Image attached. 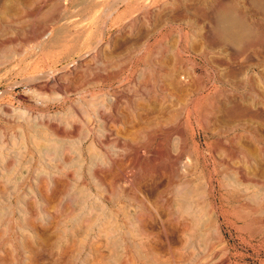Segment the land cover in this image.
<instances>
[{
	"label": "rangeland",
	"instance_id": "obj_1",
	"mask_svg": "<svg viewBox=\"0 0 264 264\" xmlns=\"http://www.w3.org/2000/svg\"><path fill=\"white\" fill-rule=\"evenodd\" d=\"M0 264H264L254 0H0Z\"/></svg>",
	"mask_w": 264,
	"mask_h": 264
},
{
	"label": "bare ground",
	"instance_id": "obj_2",
	"mask_svg": "<svg viewBox=\"0 0 264 264\" xmlns=\"http://www.w3.org/2000/svg\"><path fill=\"white\" fill-rule=\"evenodd\" d=\"M254 4L257 8L264 12V0H254ZM236 13V12H235ZM234 13V9L228 3L219 2L214 9V20L212 23V28L214 29L215 35L222 42H228L231 44L238 45L242 42H252L255 37V32L252 28L246 26ZM145 52V51H144ZM166 62V61H165ZM168 63V62H167ZM105 78V77H104ZM106 79V78H105ZM60 80V79H59ZM197 84V83H196ZM178 88V87H177ZM182 90V88H181ZM180 90V91H181ZM177 91V90H176ZM227 91V90H226ZM172 92V91H171ZM74 107V106H73ZM103 117V116H102ZM119 120V119H118ZM48 126V124H47ZM53 126V125H52ZM67 126V125H66ZM167 127V126H166ZM59 128V127H58ZM165 128V127H164ZM51 129V128H50ZM57 129V128H56ZM54 130V129H53ZM65 130V129H64ZM64 130H61L63 132ZM168 130V129H167ZM66 131V130H65ZM56 132L61 133L60 130H56ZM164 132V131H163ZM64 133V132H63ZM67 136L66 134H63ZM66 133V132H65ZM181 132H179L180 134ZM61 135V136H62ZM130 135V134H129ZM151 136V135H150ZM62 138V137H61ZM69 138V137H68ZM150 138V137H149ZM152 138V137H151ZM57 145V144H56ZM86 148V147H84ZM89 149V146L87 147ZM174 155V154H173ZM170 158V157H169ZM169 167V166H168ZM70 174V173H69ZM99 175V174H98ZM107 175V174H106ZM243 176V175H241ZM64 180V179H63ZM181 181V180H180ZM130 185V184H129ZM132 185V184H131ZM135 185V184H133ZM132 185V186H133ZM124 186V185H123ZM75 189V188H74ZM71 187V190H74ZM77 192L80 193L79 201H83L84 198L88 195V191H86L83 187L76 188ZM75 190V191H76ZM136 190V189H135ZM58 192V191H57ZM78 193V194H79ZM73 196V195H72ZM70 200V199H69ZM128 200V199H126ZM125 202V201H124ZM159 203V202H158ZM126 216V213H124Z\"/></svg>",
	"mask_w": 264,
	"mask_h": 264
}]
</instances>
